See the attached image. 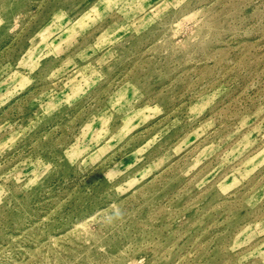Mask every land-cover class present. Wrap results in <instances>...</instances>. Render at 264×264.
<instances>
[{
    "label": "rangeland",
    "instance_id": "obj_1",
    "mask_svg": "<svg viewBox=\"0 0 264 264\" xmlns=\"http://www.w3.org/2000/svg\"><path fill=\"white\" fill-rule=\"evenodd\" d=\"M0 264H264V0H0Z\"/></svg>",
    "mask_w": 264,
    "mask_h": 264
}]
</instances>
